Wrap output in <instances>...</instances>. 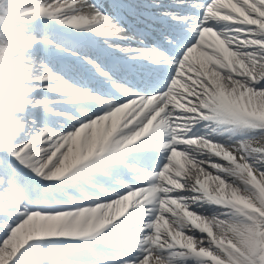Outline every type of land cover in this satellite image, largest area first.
I'll return each instance as SVG.
<instances>
[{
	"label": "snow or ice",
	"instance_id": "obj_1",
	"mask_svg": "<svg viewBox=\"0 0 264 264\" xmlns=\"http://www.w3.org/2000/svg\"><path fill=\"white\" fill-rule=\"evenodd\" d=\"M172 3L162 47L111 44L139 65L115 97L69 83L122 32L91 0L0 23V264H264V0Z\"/></svg>",
	"mask_w": 264,
	"mask_h": 264
},
{
	"label": "bare ground",
	"instance_id": "obj_2",
	"mask_svg": "<svg viewBox=\"0 0 264 264\" xmlns=\"http://www.w3.org/2000/svg\"><path fill=\"white\" fill-rule=\"evenodd\" d=\"M21 5L23 6V0H19ZM98 1H100L98 3ZM128 1V3H130L131 5H136V4H142L144 7V10L146 11H150V12H154L156 11V8L149 5L148 3H140V0H125ZM29 2V0H25V3ZM91 2L93 3H98V5H102L103 8L102 9H106L107 10V5L105 3H103L102 0H92ZM14 19L17 18V16H13ZM29 26H24L23 29L21 30L23 35L26 37L28 35L40 38V37H48L51 38L54 35L58 34L60 32V28L61 26L57 24L55 19H45V18H34L31 21L28 22ZM141 23L144 27H149L151 25V23L148 22V20L146 19H142ZM69 27H72L74 30L76 31H88L89 29L86 27H82L80 29H76L74 25H69ZM122 32L118 35L115 36H111V37H105L103 35L99 36L98 39L101 41H105L109 48L108 50L112 51L113 53H116L115 55H121V56H128L129 53H125L123 52L121 49H114L111 48V44L113 43H119L122 48L123 47H127V48H131L132 46L130 45H136V41L137 39L135 38L134 35H132L131 33L124 31L123 28ZM90 34H94L96 36V32L92 31ZM50 47L51 46H46L43 43H38L36 45H34L31 49V52L37 57V59H41L43 60L45 63H47L48 61V57L47 55H51L53 54L52 51H50ZM39 51V52H43L45 53V51H48V54L46 56L43 55L39 56L38 54H36L35 52ZM198 51V50H197ZM104 63L102 62L101 66H103ZM105 71L101 70L99 71V73H103ZM117 73L121 74L123 73V71L121 69H119L117 71ZM116 74V72H115ZM101 79H105V80H110L111 77H105L104 75L101 77ZM85 77L81 76V78H78V82L77 85L82 86L83 82H85ZM92 84H90L89 86H87L88 88L91 86ZM122 95H125L124 93ZM205 210H211L212 213V209L208 206H205Z\"/></svg>",
	"mask_w": 264,
	"mask_h": 264
},
{
	"label": "rangeland",
	"instance_id": "obj_3",
	"mask_svg": "<svg viewBox=\"0 0 264 264\" xmlns=\"http://www.w3.org/2000/svg\"><path fill=\"white\" fill-rule=\"evenodd\" d=\"M12 7L21 8L22 5H21L19 0H3V1L1 0L0 1V11H1L0 18H4L5 17V13H7V11H10V8H12ZM6 15L8 16L9 20L8 19L7 20H0V23L8 24L10 21L14 20L13 16L9 15L8 13ZM18 27L20 28V30H22L24 26L21 25V27L20 26H18ZM35 53L38 54L39 56H42L43 52L36 51ZM47 54H48V51H45V53H43L44 56H46ZM48 65H49V67L51 66V64H48ZM60 75L63 76V73H60ZM75 75H76V73L73 74V77ZM75 79L76 78H74V79L72 78L71 79L72 83L75 82ZM87 82H88V84L86 86H89L90 84H93L88 79H87ZM84 84H85V82H83L82 86H84ZM206 212H207V214H211V210H206Z\"/></svg>",
	"mask_w": 264,
	"mask_h": 264
}]
</instances>
